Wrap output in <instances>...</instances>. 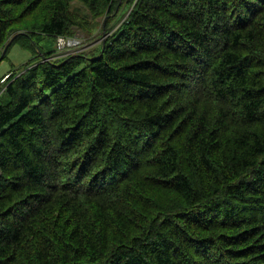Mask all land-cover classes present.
<instances>
[{
    "label": "trees",
    "instance_id": "1",
    "mask_svg": "<svg viewBox=\"0 0 264 264\" xmlns=\"http://www.w3.org/2000/svg\"><path fill=\"white\" fill-rule=\"evenodd\" d=\"M263 24L264 0H0V57L34 53L0 76V264H264Z\"/></svg>",
    "mask_w": 264,
    "mask_h": 264
},
{
    "label": "rangeland",
    "instance_id": "2",
    "mask_svg": "<svg viewBox=\"0 0 264 264\" xmlns=\"http://www.w3.org/2000/svg\"><path fill=\"white\" fill-rule=\"evenodd\" d=\"M81 13H82V16L85 17L89 12L87 9L84 8L83 12ZM100 19L101 18L96 19V20H100ZM86 20L89 23L87 25L91 27L94 19H92L91 17L90 18L88 17ZM121 22L117 24L120 25ZM117 24H116V27L118 26ZM116 27L113 30H115ZM91 29L92 31H89V29L87 28H85L84 30L77 29L73 37L75 36L79 37L78 39L81 42L83 41L82 44L80 46H72V45L68 46L63 52L58 50L57 43H55L54 39L50 36H44L42 39L36 38V40L38 44L45 51L57 49V51L62 52L60 54L64 55L68 53L77 52L78 50L81 51L83 49H88L90 47L98 46L113 31L111 30L107 33H104V30H102L99 27L91 28ZM33 55L34 53L32 50L22 47L19 43L13 44L8 50V53L5 59L0 61V76H3L10 71H15V70L19 71V69L22 68L33 57Z\"/></svg>",
    "mask_w": 264,
    "mask_h": 264
},
{
    "label": "bare ground",
    "instance_id": "3",
    "mask_svg": "<svg viewBox=\"0 0 264 264\" xmlns=\"http://www.w3.org/2000/svg\"><path fill=\"white\" fill-rule=\"evenodd\" d=\"M124 1V0H123ZM131 1V0H130ZM139 1V0H138ZM172 1V0H171ZM229 1V0H228ZM251 1V0H250ZM138 3V2H137ZM227 3V2H226ZM251 3V2H250ZM112 5V4H111ZM227 5V4H226ZM235 5V4H234ZM115 6V5H114ZM187 6V5H186ZM110 8V7H109ZM165 8V7H164ZM227 8V7H226ZM86 9V8H85ZM114 9V8H113ZM197 9V8H196ZM236 9V8H235ZM95 10V9H94ZM93 10V11H94ZM206 10V9H205ZM111 11V10H110ZM108 12V11H107ZM117 12V11H116ZM108 13H110V12H108ZM131 13V12H130ZM229 13V12H228ZM96 14V13H95ZM101 14V13H100ZM210 14V13H209ZM223 14V13H222ZM238 14V13H237ZM234 15V14H233ZM114 16V15H113ZM226 16V15H225ZM228 17H230V16H228ZM109 18V17H108ZM227 18V17H226ZM234 18V17H233ZM239 18H240V16H239ZM221 19V18H220ZM261 20V19H260ZM95 22V21H94ZM236 22H238V21H236ZM97 23V22H96ZM234 23V22H233ZM93 25L95 24V23H92ZM129 24V23H128ZM108 25V24H107ZM124 25H126V24H124ZM217 25V24H216ZM264 25V24H263ZM92 26V25H91ZM106 26V25H105ZM202 26V25H201ZM262 27V26H261ZM239 29V28H238ZM147 32V31H146ZM145 32V33H146ZM238 32V31H237ZM153 33V32H152ZM97 34V33H96ZM101 34H103V33H101ZM147 34V33H146ZM145 34V35H146ZM151 34V33H150ZM51 36V35H50ZM154 36H155V34H154ZM176 36V35H175ZM180 36V35H179ZM177 38V37H176ZM235 38V37H234ZM34 40V39H33ZM88 40V39H87ZM237 40V39H236ZM142 41V40H141ZM169 41V40H168ZM235 41V40H234ZM29 42H30V40H29ZM185 42V41H184ZM241 42V41H240ZM243 42V41H242ZM71 43H73V42H71ZM178 43H180V42H178ZM187 43V42H186ZM29 44H31V43H29ZM173 44V43H172ZM171 44V45H172ZM174 45V44H173ZM172 45V46H173ZM31 46H33L32 44H31ZM191 46V45H190ZM190 49V48H189ZM188 50V49H187ZM36 51V50H35ZM79 51V50H78ZM88 52V51H87ZM79 53V52H78ZM81 53V52H80ZM104 53V52H103ZM194 55V54H193ZM187 57H188V55H187ZM201 58V57H200ZM86 59V58H85ZM92 59V58H91ZM98 59H100V58H98ZM239 61V60H238ZM242 62V61H241ZM175 63V62H174ZM202 64V63H201ZM205 64V63H204ZM209 64V63H208ZM92 66V65H91ZM185 68V67H184ZM208 70V69H207ZM87 72V71H86ZM93 72V71H92ZM89 73V72H88ZM38 74V73H37ZM36 74V75H37ZM11 75V74H10ZM36 77V76H35ZM39 77V76H38ZM44 77V76H43ZM40 78V77H39ZM35 79V78H34ZM39 81V80H38ZM39 83H41L40 81H39ZM79 83V82H78ZM84 82H82V84H83ZM90 82H88V84H89ZM33 84V83H32ZM35 84V83H34ZM38 84V83H37ZM85 84V83H84ZM258 84V83H257ZM80 85V84H79ZM86 85V84H85ZM46 86V85H45ZM90 86H91V83H90ZM46 88V87H45ZM83 88V87H82ZM1 89V88H0ZM47 89V88H46ZM81 89V88H80ZM19 90V89H18ZM38 90V89H37ZM48 90V89H47ZM44 91V90H43ZM46 91V90H45ZM8 92V91H7ZM37 92V91H36ZM90 94H91V92H89ZM103 94V93H102ZM101 94V95H102ZM42 95V94H41ZM18 96V95H17ZM40 96V95H39ZM75 97V96H74ZM26 100V99H25ZM73 100V99H72ZM103 100H104V98H103ZM52 101V100H51ZM62 101V100H61ZM54 102V101H53ZM64 102V101H63ZM73 102H75V101H73ZM229 102V101H228ZM46 103V102H45ZM51 103V102H50ZM53 104V103H52ZM69 104V103H68ZM2 105V104H1ZM0 105V106H1ZM74 104H71L70 106H73ZM253 105V104H252ZM10 106V105H9ZM26 106V105H25ZM38 106V105H37ZM53 106V105H52ZM69 106V108H71ZM260 106H262L261 104H260ZM12 108H13V106H12ZM50 108H51V106H50ZM50 108H48L47 110H49ZM54 108V107H53ZM111 108V107H110ZM259 108V107H258ZM4 110H6V109H4ZM167 110V109H166ZM2 111V110H1ZM71 111V110H70ZM238 111V110H237ZM245 111V110H244ZM258 111V110H257ZM63 112V111H62ZM61 112V113H62ZM112 112H113V110H112ZM117 112V111H116ZM159 112V111H158ZM262 112V111H261ZM8 113V112H7ZM60 113V114H61ZM74 113V112H73ZM59 114V115H60ZM68 114H70V112L68 113ZM250 114V113H249ZM56 115V114H55ZM58 115V114H57ZM75 115V114H74ZM70 116V115H69ZM8 117V116H7ZM62 117H63V114H62ZM117 117V116H116ZM122 117V116H121ZM139 117H141V116H139ZM53 118V117H52ZM73 118H75V117H73ZM54 119V118H53ZM68 120H69V118H67ZM76 119V118H75ZM133 120H134V118H132ZM138 119H140V118H138ZM254 119V118H253ZM50 120H51V118H50ZM59 120V119H58ZM66 120V119H65ZM122 120V119H121ZM136 120V119H135ZM260 120V119H259ZM47 121H48V119H47ZM55 121H56V119H55ZM63 121V120H62ZM253 121V120H252ZM119 122V121H118ZM123 122V121H122ZM136 122V121H135ZM52 123V122H51ZM50 123V124H51ZM140 123V122H139ZM100 124V123H99ZM127 124V123H126ZM25 125V124H24ZM144 125V124H143ZM251 125V124H250ZM96 126H97V124H96ZM131 126V125H130ZM44 127V126H43ZM116 127V126H115ZM120 127V126H119ZM96 128V127H95ZM99 127H97V129H98ZM141 128V127H140ZM144 128V127H143ZM56 129V128H55ZM130 129V128H129ZM105 130H106V128H105ZM88 131V130H87ZM133 131V130H132ZM97 132H98V130H97ZM110 132V131H109ZM47 133H48V131H47ZM116 133V132H115ZM44 134V133H43ZM95 134H96V132H95ZM98 135V134H97ZM109 135V134H108ZM105 136V135H104ZM140 136V135H139ZM142 137V136H141ZM89 138H90V136H89ZM116 138V137H115ZM119 138V137H118ZM253 138V137H252ZM48 139V138H47ZM52 143V142H51ZM94 143V142H93ZM94 145V144H93ZM30 146H32V144L30 145ZM71 146V145H70ZM18 149H20V148H18ZM74 149V148H73ZM19 151V150H18ZM103 153V152H102ZM78 154V153H77ZM91 154V153H90ZM261 154V153H260ZM108 155V154H107ZM259 156V155H258ZM77 157V156H76ZM81 157H83V155H81ZM17 158V157H16ZM80 158V157H79ZM103 158H104V156H103ZM72 159V158H71ZM73 159H75V158H73ZM97 159H98V157H97ZM100 159V158H99ZM82 160V159H81ZM19 161V160H18ZM20 162V161H19ZM100 162V161H99ZM103 162V161H102ZM258 163V162H257ZM10 164V163H9ZM20 165V164H19ZM78 165V164H77ZM258 165V164H257ZM18 166V165H17ZM11 167H12V164H11ZM20 167V166H19ZM21 169H23L22 167H20ZM251 169H253V168H251ZM256 170V169H255ZM92 173V172H91ZM148 173V172H147ZM260 173V172H259ZM93 174V173H92ZM261 174V173H260ZM246 176V175H245ZM16 178V177H15ZM93 178V177H92ZM187 178V177H186ZM2 179V178H1ZM254 182V181H253ZM248 183V182H247ZM48 185H50V184H48ZM165 186V185H164ZM250 188V187H249ZM250 191V190H249ZM53 192V191H52ZM42 195V194H41ZM123 195V194H122ZM1 196V195H0ZM224 196V195H223ZM84 197V196H83ZM129 197V196H128ZM79 198V197H78ZM127 198V197H126ZM247 198V197H246ZM151 199V198H150ZM128 200V199H127ZM154 200V202H155V199H153ZM198 200V199H197ZM196 200V201H197ZM202 200H204V199H202ZM201 201V200H200ZM243 201V200H242ZM191 202V201H190ZM206 202V201H205ZM87 203V202H86ZM82 205V204H81ZM189 205V204H188ZM190 206V205H189ZM192 207V206H191ZM202 207V206H201ZM45 208V207H44ZM197 208V207H196ZM187 211V210H186ZM189 211V210H188ZM105 213V212H104ZM259 213V212H258ZM0 214H1V212H0ZM58 214V213H57ZM56 214V215H57ZM108 215L109 214H107V216L106 217H108ZM186 215V214H185ZM193 215V214H192ZM262 216V215H261ZM260 216V217H261ZM141 217V216H140ZM185 217V216H184ZM257 217H258V214H257ZM259 217V218H260ZM203 218V217H202ZM109 219V218H108ZM134 219V218H133ZM194 219V218H193ZM261 219H262V217H261ZM47 220V219H46ZM136 221H137V219H136ZM112 222V221H111ZM54 223V222H53ZM29 224V223H28ZM116 224V223H115ZM172 224V223H171ZM110 225V224H109ZM112 225V224H111ZM50 226V225H49ZM114 226V225H113ZM171 226V225H170ZM180 226V225H179ZM246 226V225H245ZM175 227V226H174ZM52 228V227H51ZM117 228V227H116ZM53 229V228H52ZM110 229V228H109ZM121 229V228H120ZM174 229V228H173ZM179 229H181L180 227H179ZM190 229V228H189ZM134 230V229H133ZM124 231V230H123ZM251 231V230H250ZM179 232V231H178ZM241 232V231H240ZM262 232H263V230H262ZM45 233H46V231H45ZM121 233V232H120ZM134 233V232H133ZM173 233V232H172ZM179 233H181V232H179ZM178 233V234H179ZM190 233V232H189ZM122 234V233H121ZM184 234V233H183ZM238 234H239V232H238ZM255 234V233H254ZM125 235V234H124ZM185 235H186V233H185ZM184 235V236H185ZM188 235V234H187ZM133 236V235H132ZM189 236V235H188ZM241 236V235H240ZM144 237V236H143ZM234 237V236H233ZM29 238V237H28ZM119 238V237H118ZM259 238V237H258ZM127 240V239H126ZM125 240V241H126ZM173 240V239H172ZM29 241V240H28ZM124 241V242H125ZM129 241V240H128ZM144 241V240H143ZM118 242V241H117ZM179 242V241H178ZM195 242V241H194ZM112 243V242H111ZM131 243V242H130ZM188 243V242H187ZM58 244V243H57ZM63 244H64V242H63ZM122 244V243H121ZM120 244V245H121ZM129 244V243H128ZM199 244V243H198ZM219 244V243H218ZM261 244V243H260ZM35 245V244H34ZM125 245V244H124ZM132 245V244H131ZM177 245V244H176ZM215 245V244H214ZM250 245V244H249ZM216 246V245H215ZM244 246V245H243ZM72 247V246H71ZM170 247V246H169ZM191 247V246H190ZM196 247V246H195ZM220 247V246H219ZM231 247V246H230ZM229 247V248H230ZM32 248V247H31ZM30 248V249H31ZM181 248V247H180ZM56 249V248H55ZM67 249V248H66ZM113 249V248H112ZM118 249V248H117ZM128 249H130V248H128ZM173 249V248H172ZM176 249V248H175ZM179 249V248H178ZM196 249H198V248H196ZM205 249V248H204ZM215 249V248H214ZM218 249V248H217ZM131 250V249H130ZM129 250V251H130ZM168 250V249H167ZM187 250V249H186ZM194 250V249H193ZM232 250V249H231ZM32 251V250H31ZM109 251V250H108ZM115 251V250H114ZM120 251V250H119ZM170 251V250H169ZM172 251V250H171ZM28 252V251H27ZM54 252V251H53ZM55 252H57V251H55ZM110 252V251H109ZM108 252V253H109ZM113 252V251H112ZM112 252H111V254H112ZM128 252V251H127ZM181 252V251H180ZM182 252H184V251H182ZM34 253V252H33ZM36 253V252H35ZM74 253V252H73ZM115 253V252H114ZM145 253V252H144ZM194 253V252H193ZM203 253V252H202ZM86 254V253H85ZM110 254V253H109ZM126 254V253H125ZM172 254V253H171ZM57 255V254H56ZM113 255V254H112ZM115 255V254H114ZM123 255V254H122ZM127 255V254H126ZM136 255V254H135ZM140 255V254H139ZM178 255H179V253H178ZM184 255V254H183ZM222 255V254H221ZM125 256V255H124ZM167 256V255H166ZM59 257H60V255H59ZM174 257H175V255H174ZM189 257V256H188ZM244 257V256H243ZM13 258V257H12ZM107 258H109V257H107ZM111 258V257H110ZM127 258V257H126ZM166 258V257H165ZM169 258H171V256L169 257ZM183 258H185V257H183ZM231 258V257H230ZM25 259V258H24ZM29 259V258H28ZM34 258H32V260H33ZM49 259V258H48ZM53 259V258H52ZM112 259H113V257H112ZM134 259V258H133ZM229 259V258H228ZM235 259V258H234ZM233 259V260H234ZM19 260L21 261V260H23V259H20V256H19ZM172 260H173V258H172ZM188 260V259H187ZM190 260V259H189ZM191 260L193 261V259L191 258ZM238 260V259H237ZM242 260V259H241ZM244 260H246V259H244ZM13 261V260H12ZM16 261V260H15ZM183 261V260H182ZM191 261V262H192ZM227 261V260H226ZM18 262V261H17ZM22 262H24V260L22 261ZM35 262V261H34ZM51 262V261H50ZM60 262H62V261H59V263ZM126 262V261H125ZM146 262H147V260H146ZM149 262V261H148ZM154 262V261H153ZM177 262V261H176ZM235 262V261H234ZM244 262V261H243ZM264 262V261H263ZM173 263V262H172ZM181 263V262H180ZM185 263V262H184ZM228 263V262H227ZM232 263H233V261H232ZM254 263V262H253ZM151 264V263H150ZM182 264V263H181ZM219 264V263H218ZM229 264V263H228ZM248 264V263H247Z\"/></svg>",
    "mask_w": 264,
    "mask_h": 264
},
{
    "label": "built area",
    "instance_id": "4",
    "mask_svg": "<svg viewBox=\"0 0 264 264\" xmlns=\"http://www.w3.org/2000/svg\"><path fill=\"white\" fill-rule=\"evenodd\" d=\"M71 42H73V43H71ZM79 43H81V41L77 38L69 39V38H66L64 36H60L58 38V46L60 49H63L64 47H66L68 45H76ZM7 77H8V75H6L3 80H5Z\"/></svg>",
    "mask_w": 264,
    "mask_h": 264
},
{
    "label": "clouds",
    "instance_id": "5",
    "mask_svg": "<svg viewBox=\"0 0 264 264\" xmlns=\"http://www.w3.org/2000/svg\"><path fill=\"white\" fill-rule=\"evenodd\" d=\"M59 37H60V36H59ZM59 37H58V38H59ZM74 38H77V39H78L79 37L75 36V37H70L69 39H74ZM82 42H83V41H82ZM82 42L79 43V44H76V45H72V46H80V45L82 44ZM68 46H71V45H68ZM68 46L64 47L63 49H60L59 46H58V49H59V51H62V52H63ZM6 75H8V77H9V74H6ZM6 75H5V76H6ZM5 76H4V77H5ZM8 77H7V78H8ZM7 78H6V79H7ZM3 79H4V78H3ZM3 79H2V80H3ZM6 79H5V80H6ZM3 81H4V80H3Z\"/></svg>",
    "mask_w": 264,
    "mask_h": 264
},
{
    "label": "water",
    "instance_id": "6",
    "mask_svg": "<svg viewBox=\"0 0 264 264\" xmlns=\"http://www.w3.org/2000/svg\"><path fill=\"white\" fill-rule=\"evenodd\" d=\"M7 48H8V45H6V47L4 48L3 54H2V55H1V57H0V61L2 60V58H3V55L5 54V52H6Z\"/></svg>",
    "mask_w": 264,
    "mask_h": 264
}]
</instances>
